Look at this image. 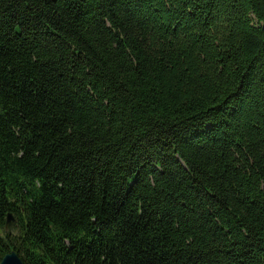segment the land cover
Masks as SVG:
<instances>
[{"label": "trees", "instance_id": "16d2710c", "mask_svg": "<svg viewBox=\"0 0 264 264\" xmlns=\"http://www.w3.org/2000/svg\"><path fill=\"white\" fill-rule=\"evenodd\" d=\"M10 250L264 264V0H0Z\"/></svg>", "mask_w": 264, "mask_h": 264}, {"label": "water", "instance_id": "95a60500", "mask_svg": "<svg viewBox=\"0 0 264 264\" xmlns=\"http://www.w3.org/2000/svg\"><path fill=\"white\" fill-rule=\"evenodd\" d=\"M13 224V217L10 213L6 216L5 229L9 232ZM0 264H24L14 250L7 252L0 260Z\"/></svg>", "mask_w": 264, "mask_h": 264}, {"label": "rangeland", "instance_id": "374dc122", "mask_svg": "<svg viewBox=\"0 0 264 264\" xmlns=\"http://www.w3.org/2000/svg\"><path fill=\"white\" fill-rule=\"evenodd\" d=\"M5 230H6V229H5ZM10 232L14 233L13 225H12V227H11V231H10Z\"/></svg>", "mask_w": 264, "mask_h": 264}]
</instances>
